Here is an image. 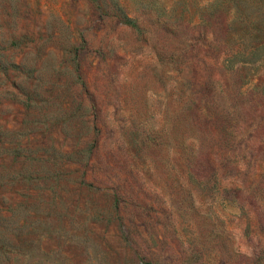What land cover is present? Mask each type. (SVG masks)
<instances>
[{"label": "rangeland", "instance_id": "rangeland-1", "mask_svg": "<svg viewBox=\"0 0 264 264\" xmlns=\"http://www.w3.org/2000/svg\"><path fill=\"white\" fill-rule=\"evenodd\" d=\"M0 264H264V0H0Z\"/></svg>", "mask_w": 264, "mask_h": 264}]
</instances>
